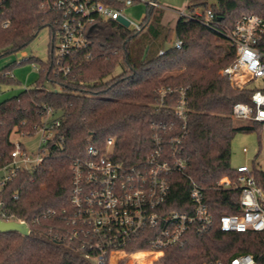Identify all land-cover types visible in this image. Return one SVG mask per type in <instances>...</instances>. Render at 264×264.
<instances>
[{
	"label": "trees",
	"instance_id": "16d2710c",
	"mask_svg": "<svg viewBox=\"0 0 264 264\" xmlns=\"http://www.w3.org/2000/svg\"><path fill=\"white\" fill-rule=\"evenodd\" d=\"M217 1L197 17H180L166 35L164 10L147 6L143 21L147 47L139 51L132 43L143 30L98 19L88 36L89 47L71 60L74 67L69 77L54 71L52 53L59 13L40 9V0H7L0 6V57L23 51L47 26L53 38L50 59L40 61L37 67L40 81L0 103V170L12 162L13 134L35 135L48 115L47 107L54 110L50 119H60L55 137L46 145L44 162L20 169L0 188L6 218L28 223L32 232L27 237L0 233V264H92L81 249L82 237L69 238L77 213L70 201L73 161L84 158L89 146L104 149L108 138L115 139L116 160L126 164L145 160L159 127H173L170 136L180 133L179 119L183 118L176 113L180 90L185 92L187 108L186 168L172 176L170 208L190 207L194 181L205 189L216 222L221 215L239 213L240 191L219 188V183L223 177L235 179L231 142L235 132L248 129L236 125L233 106L252 104L251 95L257 89L250 88V83L243 88L233 86L222 70L235 61L237 53L227 36L244 14L264 19V0ZM189 9L193 13L195 5ZM208 10L214 13L212 27L203 23ZM5 21L8 27L3 26ZM171 34L175 35L173 42ZM177 38L183 41L180 49L173 46ZM168 42L170 49L166 48ZM259 47L264 51V38ZM89 52L93 54L88 60ZM32 61L37 59L28 57L15 65ZM15 80L14 67L0 74V86L15 84ZM49 82L53 89L46 87ZM168 88L173 91L162 97L161 91ZM49 210L55 213L48 216ZM188 237L183 247L166 249L160 261L229 264L237 255L250 254L256 264H264V232L225 233L216 223L209 232L190 231ZM147 248L136 243L127 250ZM157 256L139 253L131 256L128 264H151Z\"/></svg>",
	"mask_w": 264,
	"mask_h": 264
},
{
	"label": "built area",
	"instance_id": "2783aa9c",
	"mask_svg": "<svg viewBox=\"0 0 264 264\" xmlns=\"http://www.w3.org/2000/svg\"><path fill=\"white\" fill-rule=\"evenodd\" d=\"M5 1L0 0V6ZM136 6L160 8V3L157 0H40V9L59 13L56 19L59 28L53 42L54 71L64 77L71 75L74 67L71 60L89 47V33L100 18L118 22L119 17H124L129 21L130 30L142 31L146 14L140 22L126 15L128 9ZM179 15L193 18L199 13L180 11ZM213 18V11L208 10L203 23L212 27ZM3 26L8 27L9 22L5 21ZM227 37L237 53L235 61L224 68L222 74L239 88L264 79V51L259 47L264 38V19L257 14H244ZM173 46L180 49L183 41L177 38ZM92 54L87 53L86 59L89 60ZM160 54H164V50ZM172 91L170 88L162 90L161 96ZM179 96L176 113L183 118L179 119L180 133L170 136L173 127H159L153 138V149L145 160L134 164L116 160L115 139L108 138L104 149L89 146L84 158L73 161L70 201L77 213L69 238L82 237L81 249L92 264H128L130 257L139 253L162 257L166 249L183 247L190 231L204 234L216 223L225 233L264 232V172H256L246 164L235 169L234 180L225 177L219 183V188L240 191L238 214L221 215L216 222L205 189L194 181H191L189 193L190 207L187 210L170 208L172 176L184 173L186 168L183 155L187 128L184 90H180ZM251 101L252 104L236 103L232 115L235 119L258 124L264 131V90L252 92ZM47 114L43 125L36 130L41 135L38 155L31 158L23 144L14 142L12 162L0 170V188L12 181L20 169L44 162L46 145L60 126V119H50L54 110L47 107ZM244 152L248 150L244 148ZM2 205L0 202L1 218L16 221L6 218ZM54 213L49 210L47 215ZM136 243L148 248L129 252L127 248ZM159 258L153 259L151 264L160 261ZM229 264H256V261L250 254H240Z\"/></svg>",
	"mask_w": 264,
	"mask_h": 264
},
{
	"label": "rangeland",
	"instance_id": "374dc122",
	"mask_svg": "<svg viewBox=\"0 0 264 264\" xmlns=\"http://www.w3.org/2000/svg\"><path fill=\"white\" fill-rule=\"evenodd\" d=\"M164 10V17L162 19V24L167 28L166 34L173 30L176 26L178 19L181 17L179 15L180 11L184 13H189V6L195 5V11L203 12L205 8L211 7L217 4V0H158ZM146 6H138L128 9L126 15H128L132 20L140 22L143 16L146 14ZM194 12V11H193ZM147 27L143 30L140 36L135 39L132 43V48L135 51H139L140 48L143 50L147 47L144 37ZM169 31V32H168ZM174 35V34H173ZM171 34V42L175 39V35ZM52 30L49 26L43 28L38 36L21 52L10 53L0 57V74L4 72L7 68L14 67V79L15 84H2L0 86V103L7 99L15 97L21 91L34 87L40 81V72L37 67L40 66V61L46 62L50 59L51 55V43H52ZM166 45V48L172 46V44ZM28 57H34L37 62H25L20 64L22 60ZM15 63H17L15 65ZM250 88L264 90V79H257L250 82ZM48 89H53L52 85L46 83ZM235 123L238 127L247 126L248 129L244 131H237L233 136L231 142L232 158L231 166L237 169L238 166L246 164L250 166L253 170L264 172V131L262 127L250 120H238L235 119ZM41 135L36 133L30 137H21L20 135L13 134V142H19L26 147L28 155L31 158H35L39 153V143ZM244 148L248 150L247 153L244 152ZM223 177L222 179H224ZM230 178V177H229ZM231 179V178H230ZM232 180V179H231ZM120 255V254H119ZM160 255L156 258H159ZM161 258V257H160ZM159 258V260H160ZM155 259V258H154ZM155 264H164L162 261H157Z\"/></svg>",
	"mask_w": 264,
	"mask_h": 264
},
{
	"label": "water",
	"instance_id": "95a60500",
	"mask_svg": "<svg viewBox=\"0 0 264 264\" xmlns=\"http://www.w3.org/2000/svg\"><path fill=\"white\" fill-rule=\"evenodd\" d=\"M118 22L123 27L129 29V21L124 17H119ZM0 233H19L20 235L27 237L32 232L26 222L5 221L1 218V214H0Z\"/></svg>",
	"mask_w": 264,
	"mask_h": 264
},
{
	"label": "crops",
	"instance_id": "0c3cea01",
	"mask_svg": "<svg viewBox=\"0 0 264 264\" xmlns=\"http://www.w3.org/2000/svg\"><path fill=\"white\" fill-rule=\"evenodd\" d=\"M136 7H138V6H136ZM159 9H163V10H165V8L161 6V4H160V8H159ZM194 12H197V11H194ZM146 14H147V13H146Z\"/></svg>",
	"mask_w": 264,
	"mask_h": 264
}]
</instances>
